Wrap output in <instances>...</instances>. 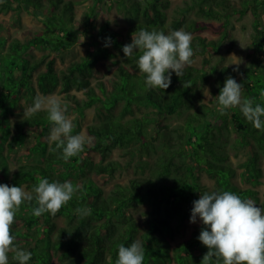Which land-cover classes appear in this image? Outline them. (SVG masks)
<instances>
[{
    "label": "trees",
    "instance_id": "16d2710c",
    "mask_svg": "<svg viewBox=\"0 0 264 264\" xmlns=\"http://www.w3.org/2000/svg\"><path fill=\"white\" fill-rule=\"evenodd\" d=\"M101 1L92 0L78 20L73 0H0L2 10L17 15L24 9L44 22L40 31H23L20 40L10 39L8 20L0 21V184L28 192L40 178L80 186L55 215L34 216L35 198L22 203L11 226L14 245L32 253L27 264H115L119 246L134 241L145 245L143 264H201L207 248L197 239L204 227L199 217L184 236L192 202L206 191H231L259 202L254 186L264 178V131L239 107L220 115L216 96L231 76L243 84L242 97L264 106V0H183L169 23L164 9L170 0H115L124 23L105 16L97 25ZM113 1L105 0L106 12ZM247 13L254 28L247 62L238 72L228 65L207 69L210 51H229L235 44L231 17ZM200 18L221 21L217 39L198 33L211 26ZM180 27L196 32L193 56L204 55L208 64L186 66L179 77L172 73L167 89L149 90L137 65L141 50L125 57V37L131 43L141 29L168 34ZM81 33L85 53L57 69L56 55L79 42ZM33 49L44 53L34 58ZM211 75H216L214 106L202 98ZM72 90H82L84 97H71ZM54 91L71 97L66 114L95 107L96 122L86 126L91 138L68 160L49 141L47 111L26 114L36 96ZM175 116H183L182 122L166 121ZM115 148L122 150L123 161L110 157ZM229 148L243 155L235 166ZM128 165L137 175L106 190V178ZM237 169L249 186L232 181ZM201 171L214 179L213 190L200 181ZM141 204L148 208L137 218L131 208ZM85 208H91L90 215L76 211ZM13 256L8 254V264H19Z\"/></svg>",
    "mask_w": 264,
    "mask_h": 264
},
{
    "label": "clouds",
    "instance_id": "9594fccd",
    "mask_svg": "<svg viewBox=\"0 0 264 264\" xmlns=\"http://www.w3.org/2000/svg\"><path fill=\"white\" fill-rule=\"evenodd\" d=\"M77 38L79 44L85 42L83 33ZM192 39V34L183 29L168 34L155 29H141L132 34L131 43L125 44L122 51L125 57H130L135 50H141L137 65L139 71L146 74V86L149 90H165L171 84L173 72L179 77L183 69L193 63ZM104 46L110 45L105 43ZM242 92V83H237L231 76L225 78L224 86L216 96L220 115L239 107L255 129L264 131V106L255 103L254 98L242 97ZM260 96L264 98V91ZM67 108V101L59 96L38 95L26 109L30 116L47 111L52 124L49 141L55 142L57 149H62L64 160L77 156L88 142L84 134H71L74 124L66 115ZM79 189L80 186H74L71 181L50 183L47 178H40L32 192L19 186L0 184V264H8L10 252L14 253L13 259L19 264H27L31 259V252L14 245L15 237L11 233L16 212L22 203L35 198L39 206L33 209L34 216L39 217L45 212L55 215ZM192 203L189 222L196 223L199 217L204 225L197 237L207 248L201 264H264V208L231 191H206ZM76 211L82 216L91 214V208ZM144 258L145 245L134 241L127 247L119 246L115 264H143Z\"/></svg>",
    "mask_w": 264,
    "mask_h": 264
},
{
    "label": "rangeland",
    "instance_id": "374dc122",
    "mask_svg": "<svg viewBox=\"0 0 264 264\" xmlns=\"http://www.w3.org/2000/svg\"><path fill=\"white\" fill-rule=\"evenodd\" d=\"M45 1V0H43ZM75 2L74 7V13L76 19H81L83 16V12L88 8L89 4L92 3V0H73ZM183 0H170L169 6L166 7L164 10L167 15V23H169L172 19V12L173 9L182 3ZM104 1H101L99 3V9L97 12V25L103 22L105 16H109L112 20H116L113 22H123L124 19L122 18L121 14H117V10L115 8V0L113 1V6L110 7V9L107 10V12L103 9L105 7ZM111 2V1H107ZM1 5V3H0ZM203 19V18H200ZM8 20V31H9V37L10 39H20L22 38V32L26 30L31 31H40L43 26L44 22L43 20L37 18L33 13H29L24 9H20L19 13L16 15L15 10L9 9L7 11H4L0 8V21H7ZM204 20V19H203ZM207 23H211V26L199 31L198 33L202 36H205L207 39H217L220 36L221 31V21L215 20V19H205L204 20ZM252 16L247 13L243 15L242 17H237L236 15H233L231 17V37L234 40L235 44L233 48L229 51H225L222 47L220 51L214 52L213 50L209 53V64L206 61V57L204 55L198 54L192 57L193 63L192 65L200 67L204 64L207 65V69L210 66L216 65L218 68H221L223 66L228 65L229 67H234L239 69V66L246 63L248 60V46L251 42V35L254 33V28L252 26ZM183 29L184 31L191 33L192 36L196 32L188 31L182 27L178 28L177 30ZM126 44H129V37H125ZM86 50L85 44H79V42H76L72 44L71 46L64 48L58 55H56V62L55 65L57 69L64 68L70 61L79 59ZM44 51L33 49L32 50V56L34 58H39ZM239 63V64H236ZM114 69V66L111 68V70ZM239 71V70H238ZM236 71V72H238ZM217 73V72H216ZM215 73V74H216ZM111 71L107 73V75H110ZM216 75H211L208 78V84L204 86L203 88V101L208 103V105L214 106L215 103L211 101L213 99L212 91L216 84H214ZM229 77V76H227ZM225 81V80H224ZM72 95H76L78 99H82L84 97V94L82 90H72ZM48 95H56L61 97L64 101L68 100L69 102L73 103L71 100V97L59 93L58 91H54L52 93H48L45 96ZM69 119L72 120L74 124L72 135L75 134H84L88 139L91 138V136L88 134L86 130V126L88 124L96 122V116H95V107H88L82 111H71L68 114H66ZM12 117L11 119H13ZM183 120V116H175V117H169L166 119L167 122H169L171 125H177L181 123ZM75 121L77 124H75ZM52 127V126H51ZM50 127V129H51ZM50 129L48 132V138L50 135ZM229 155H230V162L235 166L236 163L243 157L241 154H236L234 149L229 148L228 149ZM97 155H95V158ZM111 158L119 159L123 161L124 156L122 155V150L115 148L110 154ZM261 165H264V158H261ZM13 167V166H12ZM14 168V167H13ZM238 169L236 170V175L232 178V181L236 184L240 185L241 187L249 186L248 182H243L241 177L238 174ZM137 174L134 172V169L132 166L128 165L127 167H122L118 169L115 174L111 178H106V180L103 183V187L108 190L113 186L115 182H125L130 177H134ZM201 179L200 181L204 183L210 190H213L215 187L214 179L212 177H209L204 171L200 172ZM261 182L254 186L255 189L258 190V196H259V202H256V205L263 208L262 203L264 202V178L260 177ZM148 208L147 205L141 204L137 205L136 207L131 208V213L139 218L143 214V211H145ZM198 219V217H197ZM58 224H61V220L57 219ZM195 223H190L189 220L186 223L184 236H188L190 232L192 231Z\"/></svg>",
    "mask_w": 264,
    "mask_h": 264
}]
</instances>
